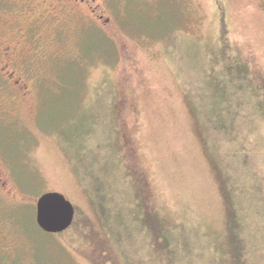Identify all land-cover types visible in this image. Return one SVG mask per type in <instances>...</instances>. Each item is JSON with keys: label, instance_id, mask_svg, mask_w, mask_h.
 Listing matches in <instances>:
<instances>
[{"label": "rangeland", "instance_id": "1", "mask_svg": "<svg viewBox=\"0 0 264 264\" xmlns=\"http://www.w3.org/2000/svg\"><path fill=\"white\" fill-rule=\"evenodd\" d=\"M8 6L0 264H264V0ZM244 80L258 93L247 103ZM226 88L240 116L227 143L207 118ZM97 181L108 208L130 210V233L110 231ZM47 192L76 208L62 233L37 225Z\"/></svg>", "mask_w": 264, "mask_h": 264}, {"label": "trees", "instance_id": "2", "mask_svg": "<svg viewBox=\"0 0 264 264\" xmlns=\"http://www.w3.org/2000/svg\"><path fill=\"white\" fill-rule=\"evenodd\" d=\"M249 83L250 82H246V84H247L246 85V89H244L245 95H244L243 89H242V91L240 93L241 100H244V102H246V103L250 100L251 97L253 99L254 94L258 95L257 91H252L253 90L252 86H250ZM234 89H235V92L239 91L238 90V86L234 87L233 91H234ZM225 90H226V92L222 93L220 96L217 97V99L219 100V103H217V104H213L212 103V105H211V103H210L211 99L208 100L211 106L209 105L210 108H209V106L207 107L208 108L207 109V118H208V122H209L210 128L213 129L215 131V133L219 137H221V138H219V140L227 143V142H229V140L230 141L236 140V139H232V137L228 136V134H235L236 133L234 122L236 121V123H237V121L240 119L238 117H240V116L238 115L239 113H237V115H236V112L235 113L232 112V108H231V104L232 103H231V101L229 99V95H228L229 93H227V88ZM246 93H248V94H246ZM248 95H250V96H248ZM215 107H218L219 110H216ZM226 113H228V114L226 115ZM226 117H230L231 118L230 125H225V124H223L221 122L223 119L226 121ZM248 117L249 116H247V119L249 121L250 119ZM248 124H249V122H248ZM249 125H251V124H249ZM248 139L249 138L247 137V140ZM250 139H251V137H250ZM247 140H246V143H247ZM86 144H88V141H87ZM247 145L249 147V149H248L249 152H247L248 154H245L244 156H242L241 159H242V164L249 168L251 166L250 162L253 163V159H255V157L257 156L256 150L259 149V146L254 141H253V143L251 141H249V144H247ZM75 149H78V148L75 147ZM245 150H246V148H243V151H245ZM235 157H237V155ZM250 158H253V159L250 160ZM78 159H79V162L82 165V167L85 169L86 168V164H85L84 160L81 158V156L78 157ZM86 173L89 176V178H92V179L95 178L89 173V171H86ZM253 179H255V178H253ZM257 181L258 180H255L254 182L257 183ZM101 184L102 183L97 181L94 184V189H95L96 194L98 195L97 196L99 198L98 201L101 202L100 203L101 204V209L103 211L105 220H106V222L108 224V227H109L110 231L112 233H117L116 231L118 229H120V225L125 224V225H123V226H125V228H124L125 231L124 232L130 233L131 232V228L129 227L130 225L126 224V222H125L126 219L124 218V214H126V212H128L130 210L128 208H123L120 211L119 208L116 209V210L115 209L111 210L110 208H108V206L106 205V203H107L106 199L107 198H106V196L104 194V191L102 190ZM140 208L141 207L139 205H137V206L132 205V213H129L130 217L132 216V221H135L139 216L142 219L143 213H142V210H140ZM132 237H133V235H132ZM133 263H134V261L132 260V264Z\"/></svg>", "mask_w": 264, "mask_h": 264}, {"label": "water", "instance_id": "3", "mask_svg": "<svg viewBox=\"0 0 264 264\" xmlns=\"http://www.w3.org/2000/svg\"><path fill=\"white\" fill-rule=\"evenodd\" d=\"M76 208L59 192L42 194L36 203V222L46 233H62L69 229L75 219Z\"/></svg>", "mask_w": 264, "mask_h": 264}, {"label": "flooded vegetation", "instance_id": "4", "mask_svg": "<svg viewBox=\"0 0 264 264\" xmlns=\"http://www.w3.org/2000/svg\"><path fill=\"white\" fill-rule=\"evenodd\" d=\"M59 3L63 6V7H68L71 4H76V5H80V6H88V8H91L93 12L95 11V7H92L91 5H97V0H58ZM9 6H8V0H0V14L1 13H7ZM5 36L4 33L0 32V38H3ZM3 52V50L0 47V52ZM1 70H3V68H0V76L1 74ZM4 71V70H3Z\"/></svg>", "mask_w": 264, "mask_h": 264}]
</instances>
